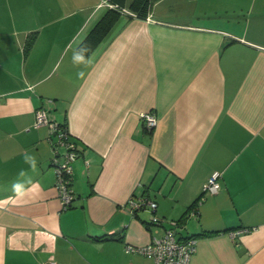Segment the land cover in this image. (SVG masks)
I'll return each instance as SVG.
<instances>
[{"label":"crops","instance_id":"crops-1","mask_svg":"<svg viewBox=\"0 0 264 264\" xmlns=\"http://www.w3.org/2000/svg\"><path fill=\"white\" fill-rule=\"evenodd\" d=\"M100 2L0 0V264H150L126 244L184 215L189 264H264V0H156L150 19L120 17L74 65ZM36 108L76 141L67 208ZM21 170L32 183L17 198ZM214 170L220 189L203 192ZM132 195L166 221L131 212Z\"/></svg>","mask_w":264,"mask_h":264},{"label":"built area","instance_id":"built-area-1","mask_svg":"<svg viewBox=\"0 0 264 264\" xmlns=\"http://www.w3.org/2000/svg\"><path fill=\"white\" fill-rule=\"evenodd\" d=\"M105 7H119L110 0H101ZM127 11L126 8H121ZM150 13L146 16L150 19ZM141 120L147 129H152L157 118L151 111L143 112ZM46 124L49 134L56 136V140L52 143V156L50 163L55 173V187L63 208L70 206L75 198V193L71 187L73 165L72 162L78 154L76 143L70 140L71 135L68 134L66 128H62L59 124L48 116L43 108H36L34 126ZM221 172L214 170L207 182L202 187L203 192L214 194L220 189ZM129 210L136 212L141 208H147L151 211L149 222L152 224L162 225L166 220L155 214L156 202L147 196H130L127 202ZM169 225L163 229L160 235H153L149 242L142 245L126 244V249L131 252H137L151 258L150 264H189L192 253L195 250L194 237H186L180 239L177 237L178 223L173 219L169 220ZM48 264H61L53 259Z\"/></svg>","mask_w":264,"mask_h":264},{"label":"trees","instance_id":"trees-1","mask_svg":"<svg viewBox=\"0 0 264 264\" xmlns=\"http://www.w3.org/2000/svg\"><path fill=\"white\" fill-rule=\"evenodd\" d=\"M112 3L119 5V7H106L105 12L101 15V17L96 21V23L92 26V28L88 31L84 39L78 46V49L81 47H86L88 49V53H91L92 50L108 35L114 24L118 21L120 17L132 18H146V16L150 13L152 4L156 0H110ZM126 8L127 11L122 10L121 8ZM34 37H28L26 42V50L33 43ZM62 128H66V131L69 135L65 124L58 123ZM72 136V135H71ZM73 142L76 143L73 137H70ZM77 146V145H76ZM198 200V199H197ZM196 200V201H197ZM196 202H194L195 205ZM193 206V205H192ZM187 216L184 215V218L174 219L180 226ZM214 231H207L204 234H211Z\"/></svg>","mask_w":264,"mask_h":264},{"label":"clouds","instance_id":"clouds-1","mask_svg":"<svg viewBox=\"0 0 264 264\" xmlns=\"http://www.w3.org/2000/svg\"><path fill=\"white\" fill-rule=\"evenodd\" d=\"M88 49L86 47H81L79 48L76 52H74L72 61L74 65H85L87 66L88 64L91 63V57L87 55ZM77 76L79 78H83L84 72L79 71L77 73ZM24 162L29 165L30 169L32 172L36 171V159L34 156H31L27 153L24 154ZM19 177L21 179H18L16 182L12 184V192L15 197L17 198H23L27 192L28 188L26 185L31 184L32 181L29 177H27V172L24 170H21L19 173ZM27 178V179H24Z\"/></svg>","mask_w":264,"mask_h":264}]
</instances>
